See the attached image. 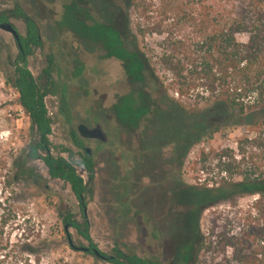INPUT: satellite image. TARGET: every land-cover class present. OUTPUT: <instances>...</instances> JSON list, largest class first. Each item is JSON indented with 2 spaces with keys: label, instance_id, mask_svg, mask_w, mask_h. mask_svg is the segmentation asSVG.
Masks as SVG:
<instances>
[{
  "label": "rangeland",
  "instance_id": "obj_1",
  "mask_svg": "<svg viewBox=\"0 0 264 264\" xmlns=\"http://www.w3.org/2000/svg\"><path fill=\"white\" fill-rule=\"evenodd\" d=\"M15 1L40 28L42 45L34 48L27 64L36 82L48 91L51 153L74 165L88 192L83 214L69 185L51 179L40 160L27 161V172L4 188L2 175L18 170L12 164L35 140V132L16 102V92L5 84L12 77L11 62L18 50L12 35L0 30V157L6 161L0 166V239L4 244L9 241L3 251L7 258L0 264H36V256L42 264H111L69 247L67 234L77 247H88L89 241L73 227L64 231L60 215L67 214L78 223L87 220L91 242L104 255H114L118 249L160 264H191L196 242L192 188L264 177V155L244 141L255 132L243 126L220 128L192 145L178 164L170 145L151 137L156 134L151 114L139 111L141 96L136 93L141 92V103L152 108L161 92L150 80L131 82L116 59L103 55L98 47L94 50L96 45L88 41L92 31L87 14L79 1L0 0V10L11 8ZM81 2L87 3L90 24L102 23L104 12L105 18L111 16L91 0ZM9 21L24 34L20 20ZM157 43L156 36L138 37L146 57ZM135 70V74L141 71L137 65ZM169 95L176 97L172 91ZM78 124L100 125L106 141L81 139ZM72 131L80 147L75 146ZM82 147L91 151L94 174L90 181L80 165L86 155ZM222 152L227 154L219 159ZM228 163L234 168L231 175L221 170ZM253 200L241 196L235 203L247 208ZM225 207L221 203L212 209ZM208 214L206 210L200 218L202 233L210 230Z\"/></svg>",
  "mask_w": 264,
  "mask_h": 264
},
{
  "label": "trees",
  "instance_id": "obj_2",
  "mask_svg": "<svg viewBox=\"0 0 264 264\" xmlns=\"http://www.w3.org/2000/svg\"><path fill=\"white\" fill-rule=\"evenodd\" d=\"M91 1L100 11L107 10L111 15L106 20L114 28L105 48L110 51L119 48L123 40L130 58V72L135 73L137 65L143 73L137 77L154 82L161 92L153 104L151 121L156 123V134L151 137L170 145L171 156L178 164L204 135L229 125L252 129L255 136L244 141L253 143L264 155V0ZM10 19L23 23L24 35L20 36V48L17 46V56L11 62L12 77L5 79V84L16 92V102L29 118L35 140L13 162L12 166L16 164L18 170L2 175L4 188L27 172V161L40 160L48 176L66 182L78 202L85 205L86 182L71 162L51 153L52 121L45 104L48 91L36 82L28 68L27 57L42 45L39 26L18 1L11 8L0 10V22ZM90 28L88 40L100 35L97 26ZM146 36L158 38L150 57L138 47V37ZM169 91L176 97L169 95ZM138 95L142 99L143 94ZM141 99L139 111L144 112L147 107ZM71 136L75 146L80 147L74 131ZM226 154H219V159ZM5 163V158L0 157V166ZM80 164L88 180H92L91 158L84 155ZM221 170L231 175L234 168L228 163ZM179 191L184 190L176 192ZM191 193L196 233L191 264H264V177L223 180L215 186L192 188ZM241 196H252L254 200L247 208H241L235 203ZM221 203L225 209H212ZM206 210L210 230L202 233L200 218ZM60 218L95 248L86 219L78 223L71 220L70 214ZM7 245L9 241L4 244L1 238L0 263L7 258V253L3 254ZM107 262L158 264L118 249ZM35 263L42 264L40 257L36 256Z\"/></svg>",
  "mask_w": 264,
  "mask_h": 264
},
{
  "label": "flooded vegetation",
  "instance_id": "obj_3",
  "mask_svg": "<svg viewBox=\"0 0 264 264\" xmlns=\"http://www.w3.org/2000/svg\"><path fill=\"white\" fill-rule=\"evenodd\" d=\"M79 1V4L81 5V7L83 8V9H85V12H86V14H87V19H88V21H87V23H88V26L89 27H93V26H97V28H98V30H99V32H100V35H95V37L94 38H92V39H89L90 40V42H93L96 46H95V48H94V50L98 47V49L100 48V50L101 51H103L104 53H103V55H105V56H108L109 58H114V59H116L119 63H120V65H121V68H122V70H123V72H124V74H125V76L127 77V79L128 80H130L131 82L134 80V81H136V80H139L140 79V77H137L136 76V74L135 73H133V72H130V58L127 56V49H126V47H124V45H123V40H121L120 39V35H119V33L117 34V36L119 37V39L121 40V45H120V47L119 48H115L114 50H112V51H110V50H108L107 48H105V42H106V40H107V38H108V35H109V33H110V31L111 30H113V28L114 27H112V25L110 24V23H108V21L106 20V18L103 16L102 17V19H103V22L102 23H95V24H90L89 22L91 21L90 20V16H89V13L87 12V3H82L81 2V0H78ZM118 18V17H117ZM118 20V22H120V20L119 19H117ZM8 22H10V21H8ZM11 23V22H10ZM12 24V23H11ZM119 24H121V22L119 23ZM39 26V25H38ZM121 26V25H120ZM14 27V26H13ZM122 27V26H121ZM123 28V27H122ZM40 29V28H39ZM116 31L118 32V30L116 29ZM19 33V32H18ZM19 35L20 36H22L20 33H19ZM24 35V34H23ZM20 36H19V39H20ZM91 38V37H90ZM88 40V41H89ZM15 41V40H14ZM15 43H16V46H18L19 48H20V40H19V43L18 42H16L15 41ZM138 75H140V76H142V73L141 72H138L137 73ZM137 95H138V93H136ZM147 107V111H148V114L150 115L151 114V117L153 116V106H152V108H151V106H146ZM47 108V107H46ZM47 112H48V110H47ZM48 117L51 119V117H50V114H49V112H48ZM95 126H99L101 129H102V127L100 126V125H98V124H96ZM94 126V127H95ZM93 128V127H92ZM102 131H103V129H102ZM104 132V131H103ZM105 133V132H104ZM78 135V134H77ZM106 135V134H105ZM81 139H83V138H81ZM106 139H107V137H106ZM86 140H95V141H99V140H97V139H86ZM82 149L84 150V152H85V154L86 155H88L89 157L91 156V151H90V153H87V151H86V147H82ZM81 165V164H80ZM82 166V165H81ZM83 168V167H82ZM83 170H84V168H83ZM79 206L81 207V210H82V213L83 214H85V211H86V207H85V205H81L80 203H79ZM68 228H70V227H68ZM88 249H89V251L88 252H86V253H89V254H91V255H93L92 254V252H91V250L93 249V247H91V246H88ZM94 249H96V248H94ZM98 250V249H97ZM99 251V250H98ZM100 252V251H99ZM101 253V252H100ZM102 255H104L103 253H101ZM94 256V255H93ZM104 256H106V257H108V259L109 258H111V257H113V255H104ZM96 257V256H95ZM140 257V256H139ZM98 258V257H97ZM143 258V257H142ZM100 259V258H99ZM107 259V260H108ZM146 259H148V258H146ZM102 260V259H101ZM106 260V261H107ZM149 260H151V259H149ZM151 261H153V260H151ZM153 262H155V261H153ZM156 263H158V262H156ZM158 264H160V263H158Z\"/></svg>",
  "mask_w": 264,
  "mask_h": 264
},
{
  "label": "water",
  "instance_id": "obj_4",
  "mask_svg": "<svg viewBox=\"0 0 264 264\" xmlns=\"http://www.w3.org/2000/svg\"><path fill=\"white\" fill-rule=\"evenodd\" d=\"M0 30L10 33L12 35V37L14 38V40L19 43V36L20 35H19L18 31L13 27V25L10 22H8V21L0 22ZM76 132H77L78 136L80 138H83V139H97L101 142L106 141V135L99 126L89 128L85 124H78L76 127ZM86 151H87V153H90L89 148H86ZM68 227L69 226L67 224L64 225V231L66 233H67ZM67 241L71 247H74L75 249H78L79 251H83V252L89 251L88 247H84V246L77 247V246H75L72 243L68 234H67ZM91 252L94 256H96V257H98L104 261H106L108 259V257L102 255L97 249L93 248L91 250Z\"/></svg>",
  "mask_w": 264,
  "mask_h": 264
}]
</instances>
